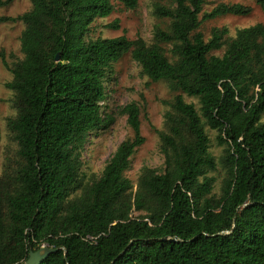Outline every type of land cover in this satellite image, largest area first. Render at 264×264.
Listing matches in <instances>:
<instances>
[{
	"label": "trees",
	"instance_id": "16d2710c",
	"mask_svg": "<svg viewBox=\"0 0 264 264\" xmlns=\"http://www.w3.org/2000/svg\"><path fill=\"white\" fill-rule=\"evenodd\" d=\"M29 1L28 12L1 20L24 29L22 59L9 67L0 53L12 75L5 87L16 116L7 129L18 157L0 176V264H26L42 245L58 250L42 264H264V25L234 37L214 28L208 41L200 31L205 21L247 16L250 8L217 0L203 13L208 0L156 4L154 15L169 25L155 27L147 44L125 32L87 37L114 4L134 10L138 0ZM254 2L264 13V0ZM128 54L150 82L176 93L157 132L163 171L142 168L135 188L124 175L145 141L140 108L130 103L119 114L132 138L83 186L86 139L112 121L101 113L105 80ZM207 130L222 147L218 162ZM217 166L224 171L218 196L209 176Z\"/></svg>",
	"mask_w": 264,
	"mask_h": 264
},
{
	"label": "rangeland",
	"instance_id": "374dc122",
	"mask_svg": "<svg viewBox=\"0 0 264 264\" xmlns=\"http://www.w3.org/2000/svg\"><path fill=\"white\" fill-rule=\"evenodd\" d=\"M5 0H0V53L10 67L22 59L20 53V36L24 29L22 23L1 22L2 19L16 18L31 8L29 0H14L11 4L2 5ZM219 2L208 0L203 6L202 12L208 13ZM225 4L242 5L250 8L247 16H223L214 20L205 21L200 27L204 40L208 41L210 32L214 28H226L228 36L234 37L239 29L252 27L257 24L264 25V13L255 4L254 0H225ZM160 4L172 7L171 0H138L137 8L128 10L121 4H114L113 13L105 19L96 20L91 26L87 37L91 39H113L123 35L129 40L143 39L147 44L152 43L155 27L163 30L168 28V21L157 18L154 15V7ZM117 21L118 29L107 28ZM166 56L173 61L170 47L164 46ZM223 50L213 52L212 55L221 56ZM12 80L11 73L2 65L0 58V176L6 171L13 170L18 165L17 146L12 135L7 129V120L16 116L13 106L14 94L5 86ZM105 99L100 103L103 118L111 119L103 128L92 132L86 139L82 150V168L80 178L82 185L86 186L97 180L104 167L115 153L117 147L123 141L132 138V132L126 123V117L119 114L122 107L130 103H136L140 108V132L144 143L138 147L130 159L128 170L124 173L134 188L142 168L148 167L162 172L164 157L160 151V140L157 132L165 131L164 116L169 103L176 95L165 82L152 83L145 77L140 67L132 60L130 55H125L113 64L104 83ZM187 103H193L198 108L195 99L185 97ZM210 139V154L218 162L222 155V147H218L215 141L216 133L207 130ZM224 171L217 166L216 171L209 174L215 178L213 193L220 194L221 181ZM80 192H77L79 194Z\"/></svg>",
	"mask_w": 264,
	"mask_h": 264
},
{
	"label": "water",
	"instance_id": "95a60500",
	"mask_svg": "<svg viewBox=\"0 0 264 264\" xmlns=\"http://www.w3.org/2000/svg\"><path fill=\"white\" fill-rule=\"evenodd\" d=\"M57 251L51 248H40L36 252L30 251L26 264H42L50 255L57 253Z\"/></svg>",
	"mask_w": 264,
	"mask_h": 264
},
{
	"label": "built area",
	"instance_id": "2783aa9c",
	"mask_svg": "<svg viewBox=\"0 0 264 264\" xmlns=\"http://www.w3.org/2000/svg\"><path fill=\"white\" fill-rule=\"evenodd\" d=\"M40 248H47L45 245H42Z\"/></svg>",
	"mask_w": 264,
	"mask_h": 264
}]
</instances>
